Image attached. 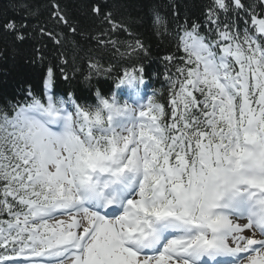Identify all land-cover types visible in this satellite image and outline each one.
Here are the masks:
<instances>
[{
  "label": "trees",
  "instance_id": "16d2710c",
  "mask_svg": "<svg viewBox=\"0 0 264 264\" xmlns=\"http://www.w3.org/2000/svg\"><path fill=\"white\" fill-rule=\"evenodd\" d=\"M261 1L0 0V224L9 207L24 209L22 196H10L17 188L7 167L16 139L9 119L18 101L43 102L48 95L59 103L72 93L91 111L89 117L103 124L100 102L110 98L120 79L141 74L157 86L165 76L173 84L187 75L178 35L184 26L200 24L205 8L212 9L206 17L216 18L224 2L233 18L252 12L264 20ZM167 89L158 97L166 119L173 99ZM190 132L185 129V139ZM206 143L217 150L220 138L206 136Z\"/></svg>",
  "mask_w": 264,
  "mask_h": 264
},
{
  "label": "rangeland",
  "instance_id": "374dc122",
  "mask_svg": "<svg viewBox=\"0 0 264 264\" xmlns=\"http://www.w3.org/2000/svg\"><path fill=\"white\" fill-rule=\"evenodd\" d=\"M63 137H66V135H64ZM63 137H61L57 140L50 139L49 141L47 138H45L44 140L41 141L44 144V147L40 146V149H41L40 152L42 153V155L47 157L48 165L50 166L51 170L54 172V175L56 176L55 182H57L58 185H65V184L71 185V180L69 177V171H70L69 167H67L65 169V171H63L61 173L56 172L54 157L61 158L65 154L64 150H67L65 143L63 141ZM125 138H126V135L124 134V140L122 142L123 145L126 143ZM135 139H136V129H135V134H134V140ZM138 143H139V145L141 144V142H138ZM72 154H76L75 149L72 151ZM263 169L264 168H260V170L256 169V170L252 171V174H253V172H259L260 173V172H262ZM253 177H255V176H253ZM75 179H76V177H75ZM143 179H144V171L141 170L139 179L133 183L132 189L130 191H128L129 192L128 198H132L133 200L141 199L143 201V199L141 198L142 191H141V184H140V181H142ZM147 202H148L147 200H144L142 202L143 208ZM123 208H125L127 213L129 214L128 207L125 205V203H123ZM239 208H241V207L239 206ZM81 216H82L81 214L76 215L74 220H76V221L81 220ZM253 220H254V218H252L251 214H245V216H242L239 219H233V222H230L233 225V234L230 236V238H228L226 240V242H227L226 245L230 248H233L234 250H237V251H239V249L245 251L247 249V242H248L247 240L251 239L253 234L256 231L255 230L256 226L254 224L252 225ZM108 221L109 220H104L103 223H107ZM82 229H85V227H83ZM99 239H101V238H99ZM110 239H111V237H108V238H106V241L110 240ZM99 247H100V244H97V248H99ZM258 247H260V251H258L257 253H255V252L249 253L244 259H242L239 262V264H264V244L261 246L259 245ZM92 252H90V253H92ZM122 255L125 256L126 253H122ZM86 262H88V260ZM111 262H112L111 259L109 257H107V264H109ZM93 263L98 264L96 262V257L94 258ZM135 263H138V262H135ZM73 264H75V263H73ZM83 264H85V262H83ZM111 264H123V263L120 262V257L117 256L116 260H114ZM152 264H164V263L157 261L156 263H152Z\"/></svg>",
  "mask_w": 264,
  "mask_h": 264
},
{
  "label": "bare ground",
  "instance_id": "6f19581e",
  "mask_svg": "<svg viewBox=\"0 0 264 264\" xmlns=\"http://www.w3.org/2000/svg\"><path fill=\"white\" fill-rule=\"evenodd\" d=\"M210 10H212V9H210V8H205V11H204V12H205V17H203V18H202V21H201L202 26H205V25H206V23H207V22H206V14H207V12L210 11ZM224 20H227V21H228V18H225ZM7 164H8V163H7ZM7 167H8V166H7ZM12 186H13V184H12ZM13 188H14V186H13ZM10 212L12 213L13 211H9V213H10ZM11 215H13V214H11ZM256 242H257V241H256ZM10 256H12V255H10Z\"/></svg>",
  "mask_w": 264,
  "mask_h": 264
}]
</instances>
